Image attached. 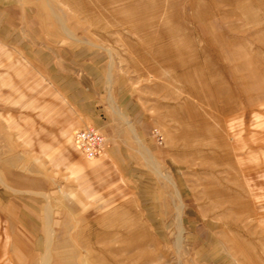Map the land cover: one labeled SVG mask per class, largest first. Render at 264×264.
Returning <instances> with one entry per match:
<instances>
[{
	"label": "rangeland",
	"instance_id": "rangeland-1",
	"mask_svg": "<svg viewBox=\"0 0 264 264\" xmlns=\"http://www.w3.org/2000/svg\"><path fill=\"white\" fill-rule=\"evenodd\" d=\"M134 1L25 0L29 23L40 27V44L60 48L62 62L74 61L77 85L87 96L58 102L46 92V111H29L28 127L0 131V153L15 156L8 162L15 172L45 179V193L25 199L48 202L47 214L61 221L54 226L57 264H264V103L253 100L245 110L227 112L223 92L209 114L184 91L210 71L209 62L229 74L198 37L208 24L231 49L264 55V9L254 0H140L142 10L155 13L152 35L167 26L180 38L190 35L181 51L197 45L203 68L185 80L178 58L180 66L172 68L141 46L148 35L123 19L130 9L114 13ZM29 87L52 86L46 75ZM35 99L29 96L30 105ZM20 101L13 96L9 104L16 110ZM13 115L21 125L20 113ZM87 126L101 132L105 148L118 135L127 142L121 145L129 156L125 176L118 175L125 204L75 202L85 200L82 176L98 159L108 160L105 150L87 159L75 147L74 132ZM42 206L14 212L30 242L39 232Z\"/></svg>",
	"mask_w": 264,
	"mask_h": 264
},
{
	"label": "crops",
	"instance_id": "crops-1",
	"mask_svg": "<svg viewBox=\"0 0 264 264\" xmlns=\"http://www.w3.org/2000/svg\"><path fill=\"white\" fill-rule=\"evenodd\" d=\"M40 33V27L29 23L28 3L25 0H0V98L5 100L4 105L0 104V131L3 128L9 130L19 126L23 130L25 125L28 127L29 111H36L38 114L46 111L43 99L46 92L56 97L58 102L61 96L68 102L75 103L78 100L83 102L87 96L77 85L79 80L74 61L69 59L68 62H62L60 48L55 50L41 45ZM46 75L51 88L30 89V82H39ZM18 85L19 89L14 90ZM13 96L21 98L19 109L15 110L9 104ZM29 96L36 98L32 100V105ZM47 107L51 105L48 104ZM52 108H55L54 105ZM14 113H20L21 125ZM103 132L109 139L108 130L104 128ZM0 138H3L1 132ZM4 138L9 139L11 135L5 133ZM108 141L105 148L108 160L98 159L94 168L82 176L84 179L79 184L85 200L75 199L76 204H125L123 198L119 197L124 188L119 183L118 175L125 176V162L129 160V156L121 145H126L127 142L121 135ZM14 159L12 154L0 153V210L4 214L0 216V226H4L0 227V264H57L59 247L55 241L54 226L60 220L47 214L45 204H49L48 202L25 199L30 194L43 195L45 179L38 173L37 176H30L26 170L15 172L8 164ZM71 165L77 167V164ZM110 185L116 187V192L108 191ZM34 204H43V212L42 217L37 218L39 232L33 237L34 241L30 242L22 219L15 216L14 212L19 207L29 210ZM104 217L100 215L99 221Z\"/></svg>",
	"mask_w": 264,
	"mask_h": 264
},
{
	"label": "bare ground",
	"instance_id": "bare-ground-1",
	"mask_svg": "<svg viewBox=\"0 0 264 264\" xmlns=\"http://www.w3.org/2000/svg\"><path fill=\"white\" fill-rule=\"evenodd\" d=\"M97 1L98 4L109 5L110 3L120 0ZM254 3L264 9V0H254ZM144 4L145 2L140 0L128 2L119 8H115L113 11L118 15L122 13L123 9H130L132 11L130 16H123V19L130 23V26L134 30L146 32V35H148L146 36L147 42H144L141 46L144 49L147 48V50H151L152 57L163 63H169L172 68H178V66H180L178 65V62L184 64L185 70L182 72V75L186 78L185 80H189L191 70H196V72L199 73L200 69L203 68V64L196 59L197 55L200 53L198 52L197 45L193 44L191 49L186 50L183 48L184 50L182 49L181 51L185 42H188L190 39V35L189 37L188 35H185L180 38L178 31L175 32L171 29L168 30L167 26L159 29L161 35H152V28H156L154 19L155 13L152 11L146 13V10H142L141 6ZM86 7L91 8L92 11H99L98 5L96 4L88 3ZM201 15L205 18L210 17L204 11H202ZM207 26L209 27L202 29L200 32L201 35L199 34L198 37L200 36L201 40L204 39L207 42V45H210L209 48H211V50L209 52L214 55V59L215 57L222 58L221 60L223 61L221 62L224 65V70L228 67L229 74L221 73V69H219V71L215 68L214 61L209 62L208 65L210 66V71L208 69L209 72L205 75L203 74L200 77L196 76L197 78L194 79L196 82H193L191 86L188 84L186 87L184 86V91L190 94L191 97H193V100L200 101L203 108L207 110L209 114H213L212 107L216 102H219L223 92L227 93V99L225 98L223 100L221 106L223 110L227 112L232 110H245V106L253 100L264 103V55L259 56L252 52L250 55H247L245 51L241 52L231 49L232 45L229 46L227 40L222 34L213 30L211 25L208 24ZM149 40H152L153 44H151ZM262 53L264 54V52ZM181 55H183V60ZM223 65L220 64V68ZM207 97L212 98V103L211 101H206ZM187 108L190 110L189 106H187L185 110H187ZM193 116L194 115L189 112V115L187 116L188 122L189 120L190 122L193 120Z\"/></svg>",
	"mask_w": 264,
	"mask_h": 264
},
{
	"label": "built area",
	"instance_id": "built-area-1",
	"mask_svg": "<svg viewBox=\"0 0 264 264\" xmlns=\"http://www.w3.org/2000/svg\"><path fill=\"white\" fill-rule=\"evenodd\" d=\"M75 147L87 159H93L103 154L105 150V137L92 126L76 130L73 134Z\"/></svg>",
	"mask_w": 264,
	"mask_h": 264
}]
</instances>
